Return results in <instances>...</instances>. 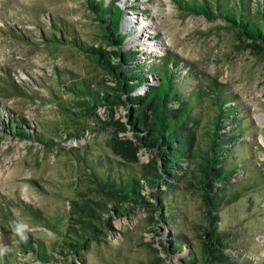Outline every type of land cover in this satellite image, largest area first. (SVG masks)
Segmentation results:
<instances>
[{
    "label": "rangeland",
    "instance_id": "374dc122",
    "mask_svg": "<svg viewBox=\"0 0 264 264\" xmlns=\"http://www.w3.org/2000/svg\"><path fill=\"white\" fill-rule=\"evenodd\" d=\"M106 1L121 7L120 33L125 34L121 47L136 50L138 61L177 57L183 65L181 72H189V88L215 78L234 94L247 128L233 143L232 153L248 158V166L256 170L254 175L261 174V180L245 189L239 187L237 198L220 207L217 225L228 232L226 251L236 264H264V52L254 53L243 46L246 41L236 40L220 19L183 14L171 0ZM255 7L251 0L250 8ZM134 18L145 23L141 31L131 29ZM61 28L88 43H97L101 32L85 0H0V85L9 75L28 92L17 95L0 86V258L11 257L14 264H42L31 252L21 251L13 231L16 224L26 223L29 230L24 235L30 233L49 248H59L61 233L78 217L70 208L71 199L105 200L92 183L86 164L99 157L116 158L105 145L108 129L99 130L94 123L107 117L103 107L96 108L95 119L71 120L67 117L70 113L55 101L59 96L67 101L72 97L62 80L75 76L108 78L69 39L50 41L58 38ZM137 35L142 41L132 40ZM64 37L69 38L67 33ZM146 81L155 83L157 77L148 74ZM143 89L141 86L135 93ZM200 107L205 114L213 111L208 97ZM124 111V106H117L114 116L124 120ZM10 113L26 118L29 128L43 131L50 143L21 139L4 131ZM202 133L196 129L201 139L198 142L203 140ZM138 155L140 161L150 157L143 149ZM192 165L187 161V168ZM245 174L237 171L232 184L241 185ZM184 187L173 192L175 200L166 222L159 221L157 202L149 188H144L143 198L149 203L134 205L125 215L113 217L115 229L90 242L81 261L68 255L65 259L59 251L55 255L67 264L72 259L71 264H180L184 254L199 246L197 224L203 222L200 197ZM157 190L167 193L164 185ZM151 216L158 221L150 222ZM42 217L52 219L59 231L48 227ZM173 237L176 244L180 238L184 247L170 253L166 246H171Z\"/></svg>",
    "mask_w": 264,
    "mask_h": 264
},
{
    "label": "trees",
    "instance_id": "16d2710c",
    "mask_svg": "<svg viewBox=\"0 0 264 264\" xmlns=\"http://www.w3.org/2000/svg\"><path fill=\"white\" fill-rule=\"evenodd\" d=\"M85 1L100 24L97 43L85 42L75 32L68 33L64 28L58 30V38L49 39L52 43L69 39L71 45L90 57L108 78L93 80L88 76H75L62 80L72 97L67 101L59 96L55 101L70 113L67 117L71 120L78 117L95 119L96 108L103 106L107 117L94 123L99 125V130L108 129L105 145L116 158L99 157L86 164L92 183L105 200L71 199L70 208L78 217L61 233L59 248H49L43 240L32 238L30 233L22 239L14 229L21 251L31 252L42 264H67V260H61L55 251L63 254L65 259L68 255L81 261L90 242L115 229L113 217L125 215L134 205L149 203L143 198L144 188H149L157 202L159 221L166 222V213L175 200L173 192L185 186L200 197L203 222L197 224L199 246L184 254L180 264H236L226 251L228 232L217 225L218 211L227 201L237 198L240 186L245 189L251 184H259L261 174H253L256 170L248 166V158L232 153L233 143L247 128L234 94L215 78L189 88L186 85L190 80L189 72H181L183 65L177 57L138 61L136 50L121 47L125 37L120 33L121 7L115 1ZM254 1L256 7L252 10L251 0H171L183 14L220 19L234 33L236 40L246 41L243 46L260 53L264 52V0ZM66 33L69 38H62ZM148 74H154L157 82L146 81ZM3 79L0 85L3 91L28 95L27 90H21L9 75ZM141 86L143 91L135 93ZM205 97L210 99L213 107L212 113L207 115L200 107ZM117 106L125 107L124 120L114 116ZM197 128L203 132L201 142H198L201 139L196 134ZM2 129L14 137L40 143L49 144L51 139L43 131L33 132L27 119L19 114L10 113ZM142 149L150 153L147 161L139 159L138 151ZM187 161L193 164L189 168ZM239 170L246 174L242 184L236 186L231 179ZM159 185H164L167 193L157 190ZM41 219L48 227L59 231L52 219ZM149 221L158 220L151 216ZM183 247L181 239L176 244L173 237L171 246L167 245L166 249L173 253ZM13 261L11 257L0 258V264H14ZM16 264L32 263L19 261Z\"/></svg>",
    "mask_w": 264,
    "mask_h": 264
},
{
    "label": "clouds",
    "instance_id": "9594fccd",
    "mask_svg": "<svg viewBox=\"0 0 264 264\" xmlns=\"http://www.w3.org/2000/svg\"><path fill=\"white\" fill-rule=\"evenodd\" d=\"M29 230V226L26 223H17L15 231L21 236L22 239H25V232Z\"/></svg>",
    "mask_w": 264,
    "mask_h": 264
},
{
    "label": "bare ground",
    "instance_id": "6f19581e",
    "mask_svg": "<svg viewBox=\"0 0 264 264\" xmlns=\"http://www.w3.org/2000/svg\"><path fill=\"white\" fill-rule=\"evenodd\" d=\"M135 19V18H134ZM131 22V26H134V27H132L131 29H135L136 27L137 28H139V30L141 31V28L142 27H144L145 26V23L144 22H140V21H137L136 19H135V22L134 21H130ZM139 35V34H138ZM137 35V36H138ZM136 36H134V38H132V40L133 41H142V38H141V36H138V37H136ZM143 40H146V39H144L143 38Z\"/></svg>",
    "mask_w": 264,
    "mask_h": 264
},
{
    "label": "built area",
    "instance_id": "2783aa9c",
    "mask_svg": "<svg viewBox=\"0 0 264 264\" xmlns=\"http://www.w3.org/2000/svg\"><path fill=\"white\" fill-rule=\"evenodd\" d=\"M101 107H103V106H101Z\"/></svg>",
    "mask_w": 264,
    "mask_h": 264
},
{
    "label": "water",
    "instance_id": "95a60500",
    "mask_svg": "<svg viewBox=\"0 0 264 264\" xmlns=\"http://www.w3.org/2000/svg\"><path fill=\"white\" fill-rule=\"evenodd\" d=\"M158 80H159V78H158Z\"/></svg>",
    "mask_w": 264,
    "mask_h": 264
}]
</instances>
